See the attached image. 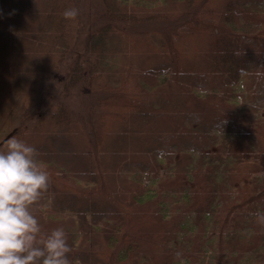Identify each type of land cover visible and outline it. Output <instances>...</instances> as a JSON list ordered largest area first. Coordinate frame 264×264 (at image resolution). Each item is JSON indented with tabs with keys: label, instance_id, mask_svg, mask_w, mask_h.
Returning <instances> with one entry per match:
<instances>
[{
	"label": "trees",
	"instance_id": "16d2710c",
	"mask_svg": "<svg viewBox=\"0 0 264 264\" xmlns=\"http://www.w3.org/2000/svg\"><path fill=\"white\" fill-rule=\"evenodd\" d=\"M81 2L0 0V149L50 172L42 229L71 264H264V0Z\"/></svg>",
	"mask_w": 264,
	"mask_h": 264
},
{
	"label": "clouds",
	"instance_id": "9594fccd",
	"mask_svg": "<svg viewBox=\"0 0 264 264\" xmlns=\"http://www.w3.org/2000/svg\"><path fill=\"white\" fill-rule=\"evenodd\" d=\"M63 15L74 18L77 9H65ZM37 151L17 137L0 149V264H71L65 228L45 231L36 215V207H45L41 201L50 182ZM256 216L264 224V213Z\"/></svg>",
	"mask_w": 264,
	"mask_h": 264
},
{
	"label": "rangeland",
	"instance_id": "374dc122",
	"mask_svg": "<svg viewBox=\"0 0 264 264\" xmlns=\"http://www.w3.org/2000/svg\"><path fill=\"white\" fill-rule=\"evenodd\" d=\"M98 0H82V2L80 3V5L82 6L83 9V16L85 18H88V25L87 27L90 28L91 24L93 21L97 20V18L95 17V13L97 12L99 6H98ZM151 25L146 26L148 28H150ZM87 27H83L81 29H79V36L78 38H84V35L86 34L87 31ZM139 27V26H138ZM142 31V29H141ZM145 31V30H143ZM79 45V44H78ZM77 45V46H78ZM76 46V47H77ZM77 51L75 53V55H77ZM60 79H56L55 81H53V84L51 86V88H49V93L50 96L49 98L52 97H56L59 98L60 97ZM70 96L68 98V102L70 103L71 107L74 104V106L79 109L80 111H83L85 113V115H89L91 114L94 110L92 109V98L90 99V97L88 96L89 93L84 92V87L80 88V85H78L77 87L73 88L70 91ZM29 120V119H27ZM26 120V121H27ZM27 122H25L26 124Z\"/></svg>",
	"mask_w": 264,
	"mask_h": 264
}]
</instances>
